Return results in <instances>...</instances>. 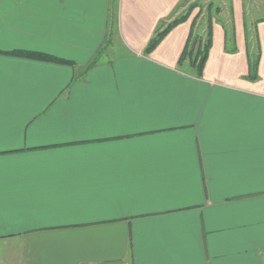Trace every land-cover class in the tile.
<instances>
[{"label":"crops","instance_id":"1","mask_svg":"<svg viewBox=\"0 0 264 264\" xmlns=\"http://www.w3.org/2000/svg\"><path fill=\"white\" fill-rule=\"evenodd\" d=\"M186 1L0 0V264H264V0Z\"/></svg>","mask_w":264,"mask_h":264},{"label":"trees","instance_id":"2","mask_svg":"<svg viewBox=\"0 0 264 264\" xmlns=\"http://www.w3.org/2000/svg\"><path fill=\"white\" fill-rule=\"evenodd\" d=\"M195 3H192L188 6L185 12L180 13L178 16L170 20L168 23L163 24L159 30L155 33V35L151 38L149 43L147 44L145 50L149 52L152 50L155 45L159 42V40L167 33V31L173 27L175 24L185 20L189 14L190 10L195 7ZM211 4H208L206 8H210ZM182 6V5H181ZM199 22L196 20V16L193 17V28L191 33L187 39L185 48L180 56L179 61L187 60L189 64L195 68H197V72L202 69L204 61L207 57V51L209 47V29L206 26L204 33L201 32V28L199 26ZM13 54L22 55L25 57L37 58V59H44V60H53L50 56L42 55L34 52H24V51H17L13 52ZM255 63L251 62V69L254 71ZM251 71V72H252Z\"/></svg>","mask_w":264,"mask_h":264},{"label":"rangeland","instance_id":"3","mask_svg":"<svg viewBox=\"0 0 264 264\" xmlns=\"http://www.w3.org/2000/svg\"><path fill=\"white\" fill-rule=\"evenodd\" d=\"M192 3H195L196 5L190 11H192L194 8H196V9L198 8L196 14L194 15V17L196 16L197 22H201V20H202V13H205L206 4L208 2H207V0H194V1L187 0L182 5V8H184L183 11H182V13L185 12V10L188 8V6L190 4H192ZM212 6L214 7L213 3L211 4V7Z\"/></svg>","mask_w":264,"mask_h":264}]
</instances>
